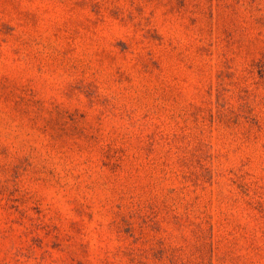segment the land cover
Segmentation results:
<instances>
[{
	"label": "rangeland",
	"instance_id": "rangeland-1",
	"mask_svg": "<svg viewBox=\"0 0 264 264\" xmlns=\"http://www.w3.org/2000/svg\"><path fill=\"white\" fill-rule=\"evenodd\" d=\"M0 264H264V0H0Z\"/></svg>",
	"mask_w": 264,
	"mask_h": 264
}]
</instances>
